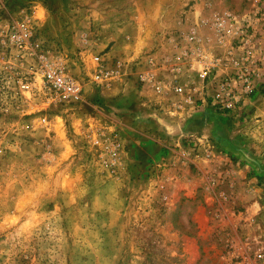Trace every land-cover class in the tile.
<instances>
[{
	"label": "rangeland",
	"instance_id": "374dc122",
	"mask_svg": "<svg viewBox=\"0 0 264 264\" xmlns=\"http://www.w3.org/2000/svg\"><path fill=\"white\" fill-rule=\"evenodd\" d=\"M0 3L8 14L35 6L41 37L67 54L82 80L79 99L47 111V125L36 110L0 104V264H264V88L233 111L207 103L218 118L177 133L169 124L185 113L166 110L162 118L153 106L140 107L132 97L142 83H113L120 90L112 93L85 78L96 51L129 61L156 56L155 46L110 48L149 39L136 35L148 19L163 23L169 38L181 29L177 19L191 17L182 29L202 27L214 16L254 13L264 0ZM230 43L214 37L208 44L221 54L218 45ZM110 97L118 98L114 109ZM88 128L119 139L116 164L100 162Z\"/></svg>",
	"mask_w": 264,
	"mask_h": 264
},
{
	"label": "built area",
	"instance_id": "2783aa9c",
	"mask_svg": "<svg viewBox=\"0 0 264 264\" xmlns=\"http://www.w3.org/2000/svg\"><path fill=\"white\" fill-rule=\"evenodd\" d=\"M35 6L21 9L18 14H8L0 3V104L12 108L24 106L25 113L36 110L40 125H47V111L56 106L79 99L82 91L81 77L71 71L67 54L40 35ZM261 19H264V3L251 14L234 16L229 13L203 20L202 27L209 29L217 40L228 37L231 41L226 55L214 53L209 48L208 37L201 33L202 27L190 26L171 32L169 39L175 49L171 54L175 66L193 59L204 63L201 74L205 79L214 76L216 67L228 66V70L215 78L212 92L206 95V103L220 112L240 108L257 89L254 78L264 88V48L261 46ZM178 49V50H176ZM86 49L78 52L84 57ZM90 62L85 70L89 84L104 85L117 79L123 68L136 70L141 63H156L153 54L146 53L138 60L109 59L96 51L90 53ZM137 82L147 83L155 93L164 90V85L184 96L190 102L192 96L177 84L176 79L164 82L151 73L137 75ZM85 137L96 150L97 157L106 167L119 160L121 142L109 131L88 128Z\"/></svg>",
	"mask_w": 264,
	"mask_h": 264
},
{
	"label": "crops",
	"instance_id": "0c3cea01",
	"mask_svg": "<svg viewBox=\"0 0 264 264\" xmlns=\"http://www.w3.org/2000/svg\"><path fill=\"white\" fill-rule=\"evenodd\" d=\"M191 17L188 18V23L185 22L182 24L179 19L176 20V26L178 28H184L185 26H188L191 22ZM147 23L150 25L141 30H137L136 35L137 37H140V32L142 35H149L151 36L147 40H133L130 41H124L122 43H113L110 48H113L116 44V49L119 47L122 49L123 52H132L136 53L137 51H143L148 46L149 47H156L155 50V62L153 64L148 65L147 63H141V65H138L136 67V70H132L129 68V66H126V69L123 68V72L115 80H112L108 84H106V88H109L112 90V93L115 91H119V85H113V83H120V87L124 88L126 87V83L133 84L134 81H137V75L139 72L141 73H151L155 79H160L164 82V84H167L166 82L170 81V79L175 78L177 84L182 85L185 90L187 91L188 95L192 96V100L190 102L184 100V96L173 91L171 87H168L167 85H164V90L160 93H155L154 90L151 88V86L147 83H144L140 90L136 89V95L132 97V100H135L140 107L142 104H145L146 106L151 105L155 108L156 111H159L162 115L160 117H164L163 113L168 111H177L179 113H185L183 114L182 121L180 123L176 122L172 125H170L169 130H174L177 133L184 132L185 130L193 131V130H201L202 127L205 125L208 127V125L211 123V120H216L218 118L217 115L212 114V112L208 109V104L206 103V95L212 92V84L216 77H218L220 74L225 72L229 69L232 64H229L228 66H218L216 67V72L214 76H210L208 79H205L203 75L201 74V70L204 66V63H200L199 61L192 60L189 63H181L177 66L175 64L178 63H172L171 54L175 51V49L172 46V41L169 38H165L164 29L161 27H158L159 24L163 25V23L156 22L153 19L146 20ZM163 22V21H161ZM174 22V21H173ZM140 24H143L140 22ZM139 32V33H138ZM201 33L204 34V36L209 35L208 37V43L211 40L214 39L213 34L211 31L206 29L205 27L201 28ZM151 44V45H150ZM220 49L221 55H223L226 52L227 45L221 46L218 45ZM108 49V52H111V49ZM229 48V47H228ZM227 48V49H228ZM178 50V49H176ZM254 84L257 85V92L252 96V99H258L260 98V87H259V78H254ZM112 85V86H111ZM132 86V85H131ZM108 94H112L107 92ZM124 94L121 95L120 99L122 100H128V97H123ZM180 95V96H179ZM127 98V99H126ZM118 98L110 97L109 102H111V106L114 109V103L115 100ZM185 101V102H184ZM198 102V104H197ZM125 104V103H124ZM123 104V106H124ZM197 104V105H196ZM122 106V107H123ZM145 109L148 110L149 107H146ZM197 106V108H195ZM244 109V108H243ZM123 110V109H122ZM244 111L247 113H253L254 109L252 106H248ZM113 112V111H112ZM123 112V111H122ZM239 113L241 111H238ZM199 120V121H197ZM197 124L198 127H195ZM219 130V128L217 129ZM216 130V131H217ZM91 149V148H90ZM97 159V157L95 156ZM98 161V160H97ZM99 162V161H98Z\"/></svg>",
	"mask_w": 264,
	"mask_h": 264
}]
</instances>
